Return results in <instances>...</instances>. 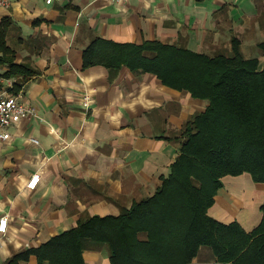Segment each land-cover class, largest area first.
Wrapping results in <instances>:
<instances>
[{
  "label": "crops",
  "instance_id": "obj_1",
  "mask_svg": "<svg viewBox=\"0 0 264 264\" xmlns=\"http://www.w3.org/2000/svg\"><path fill=\"white\" fill-rule=\"evenodd\" d=\"M1 24L14 62L35 71L6 77L7 63L0 62V93L17 94L34 111L7 128L9 139L0 137V217H8L0 264H6L90 216H116L152 196L179 155L184 124L208 105L152 73L85 66L86 48L97 38L157 40L214 55L230 53L236 39L244 53L264 42V0H10L0 4ZM35 173L40 181L30 190ZM222 181L208 214L252 230L262 218L264 183L246 172ZM83 258L111 264L107 244L85 249ZM214 261L212 249L202 246L188 264ZM19 264L38 260L30 255Z\"/></svg>",
  "mask_w": 264,
  "mask_h": 264
},
{
  "label": "trees",
  "instance_id": "obj_2",
  "mask_svg": "<svg viewBox=\"0 0 264 264\" xmlns=\"http://www.w3.org/2000/svg\"><path fill=\"white\" fill-rule=\"evenodd\" d=\"M5 30L1 24L4 75H33L14 62ZM259 46L264 56V42ZM5 53L10 56L4 59ZM95 64L152 73L208 105L184 124L179 155L152 196L116 216H90L6 264L30 255L38 264H85L83 251L103 244L111 264H188L202 246L212 249L213 264H264V202L262 218L250 231L208 214L224 176L246 172L264 183V60L245 57L236 39L230 53L209 55L157 40L135 44L97 38L84 52V65ZM19 87L16 82L14 92Z\"/></svg>",
  "mask_w": 264,
  "mask_h": 264
},
{
  "label": "built area",
  "instance_id": "obj_3",
  "mask_svg": "<svg viewBox=\"0 0 264 264\" xmlns=\"http://www.w3.org/2000/svg\"><path fill=\"white\" fill-rule=\"evenodd\" d=\"M55 0H45L47 4H52ZM112 2H120L124 0H109ZM10 0H0V4L8 6ZM0 79H3V75L0 72ZM85 105H89V96L84 97ZM34 114L33 109L25 106L19 99L17 94L7 95L0 93V128L4 129L0 137L2 139H9L10 133L7 131V128L17 122H19L24 116H31ZM31 141L38 143V140L34 137H31ZM40 181V174H33L28 182L27 187L30 190H34ZM8 217L3 215L0 217V233H5L7 231ZM1 241V237H0Z\"/></svg>",
  "mask_w": 264,
  "mask_h": 264
},
{
  "label": "rangeland",
  "instance_id": "obj_4",
  "mask_svg": "<svg viewBox=\"0 0 264 264\" xmlns=\"http://www.w3.org/2000/svg\"><path fill=\"white\" fill-rule=\"evenodd\" d=\"M243 55L247 58L258 57L261 62L264 60L263 50L261 49L260 46H256V48L254 50L249 49V48L248 49L244 48Z\"/></svg>",
  "mask_w": 264,
  "mask_h": 264
}]
</instances>
